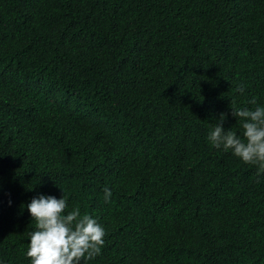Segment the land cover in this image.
<instances>
[{
  "label": "trees",
  "instance_id": "trees-1",
  "mask_svg": "<svg viewBox=\"0 0 264 264\" xmlns=\"http://www.w3.org/2000/svg\"><path fill=\"white\" fill-rule=\"evenodd\" d=\"M253 97L264 0H0V258L64 191L106 231L88 264H264V174L206 139Z\"/></svg>",
  "mask_w": 264,
  "mask_h": 264
},
{
  "label": "clouds",
  "instance_id": "clouds-1",
  "mask_svg": "<svg viewBox=\"0 0 264 264\" xmlns=\"http://www.w3.org/2000/svg\"><path fill=\"white\" fill-rule=\"evenodd\" d=\"M244 86L238 85L237 93H244ZM253 108H233L232 115L242 128L241 133L225 130V116L209 129L207 141L218 150L230 151L243 163L256 167L257 176L264 174V104H258L255 97L248 101ZM63 191V190H62ZM103 200L109 203L112 190L103 188ZM35 221V228L28 232L27 250L24 255L29 264H88L101 252L106 231L98 218L84 213L79 207L68 209V200L63 191L61 198L39 195L26 205ZM0 264H6L0 258Z\"/></svg>",
  "mask_w": 264,
  "mask_h": 264
}]
</instances>
